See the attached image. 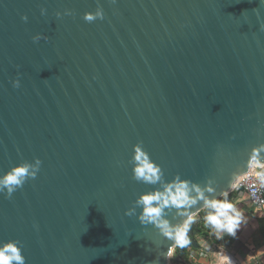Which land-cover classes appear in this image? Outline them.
<instances>
[{"label": "water", "instance_id": "95a60500", "mask_svg": "<svg viewBox=\"0 0 264 264\" xmlns=\"http://www.w3.org/2000/svg\"><path fill=\"white\" fill-rule=\"evenodd\" d=\"M99 4L89 23L98 0H0V175L42 161L0 193V242L21 241L26 264H182L126 215L152 189L133 179V146L167 181L228 188L264 143V0Z\"/></svg>", "mask_w": 264, "mask_h": 264}, {"label": "clouds", "instance_id": "9594fccd", "mask_svg": "<svg viewBox=\"0 0 264 264\" xmlns=\"http://www.w3.org/2000/svg\"><path fill=\"white\" fill-rule=\"evenodd\" d=\"M116 4L117 0H110ZM45 14L46 9H41ZM65 14L72 15L71 10ZM57 13V16H60ZM27 21L28 17H22ZM86 22L103 21L105 12L99 4L94 12H86L83 16ZM264 30V25H261ZM43 37L36 35L34 42H39ZM19 80L14 82V87H19ZM129 163L132 165L133 179L139 183L152 186V189L139 195L134 205L126 212V215H137L141 225L154 226L164 238L174 242L168 253L172 257L173 249L187 247L192 243L188 234L192 226L197 223L199 214L203 211L205 224L215 230L217 239H222V234L227 233L235 237L239 225L245 222L243 214L229 199L230 191L240 186V180L245 175L252 174L256 170L258 178L264 182V143L254 146L244 162L242 170L234 171L228 188L217 195L215 180L209 178L205 185L184 179L176 174L171 181L165 179L162 166L157 164L144 149L143 142L133 146V155ZM42 161L37 158L34 162L23 161L11 168L7 173L0 175V193H7V197L23 188L29 179H36L40 171ZM197 209L193 211V209ZM172 219H169V217ZM176 220V223H173ZM0 264H26L22 243L13 239L0 242ZM220 264H232V258L227 254H221Z\"/></svg>", "mask_w": 264, "mask_h": 264}, {"label": "crops", "instance_id": "0c3cea01", "mask_svg": "<svg viewBox=\"0 0 264 264\" xmlns=\"http://www.w3.org/2000/svg\"><path fill=\"white\" fill-rule=\"evenodd\" d=\"M229 199L245 218L235 237L225 232L222 239H217L215 230L209 226L208 231L199 232L200 223L205 221L198 217L194 236L189 237L195 240L197 248L191 244V249H187L193 259H185V264H220L222 253L238 264H264V209L258 211L251 207L244 194H231Z\"/></svg>", "mask_w": 264, "mask_h": 264}, {"label": "built area", "instance_id": "2783aa9c", "mask_svg": "<svg viewBox=\"0 0 264 264\" xmlns=\"http://www.w3.org/2000/svg\"><path fill=\"white\" fill-rule=\"evenodd\" d=\"M231 194H244L254 209L258 211L264 209V182L257 177L256 173L243 176L240 186L231 191ZM190 258L193 259V256L191 255ZM236 264H238L237 261Z\"/></svg>", "mask_w": 264, "mask_h": 264}, {"label": "trees", "instance_id": "16d2710c", "mask_svg": "<svg viewBox=\"0 0 264 264\" xmlns=\"http://www.w3.org/2000/svg\"><path fill=\"white\" fill-rule=\"evenodd\" d=\"M247 201H248V199H247ZM248 203H249V205H250V202L248 201ZM251 206V205H250ZM252 207V206H251ZM204 215H205V212H201L200 214H199V218L202 220L203 219V217H204ZM202 223V222H201ZM200 223V227H199V232H204V231H208V226L205 224V222L204 223H202L201 224ZM191 247H192V245L190 244V245H188L187 247H184V248H180L179 246H177L175 249V251H176V254L177 255H179V256H181V257H183V258H185V259H188V260H190V251H187V249H191Z\"/></svg>", "mask_w": 264, "mask_h": 264}, {"label": "rangeland", "instance_id": "374dc122", "mask_svg": "<svg viewBox=\"0 0 264 264\" xmlns=\"http://www.w3.org/2000/svg\"><path fill=\"white\" fill-rule=\"evenodd\" d=\"M193 236H194V235H193ZM175 248H176V247H175ZM175 248H174V251H173L172 254H173V256H179V255L176 254V251H175L176 249H175ZM223 254H226V253H223ZM180 257H181V256H180ZM218 257H219V255H218ZM181 258H182L183 263L185 264V262H184L185 258H183V257H181ZM183 263H182V264H183ZM173 264H176V263H173Z\"/></svg>", "mask_w": 264, "mask_h": 264}, {"label": "bare ground", "instance_id": "6f19581e", "mask_svg": "<svg viewBox=\"0 0 264 264\" xmlns=\"http://www.w3.org/2000/svg\"><path fill=\"white\" fill-rule=\"evenodd\" d=\"M222 254H223V253H222ZM171 258H172V257H170V258L168 257V258H167V262L170 263V259H171ZM231 258H232V257H231ZM232 264H236V260L233 259V258H232Z\"/></svg>", "mask_w": 264, "mask_h": 264}]
</instances>
